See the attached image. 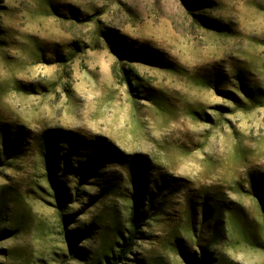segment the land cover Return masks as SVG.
<instances>
[{"label": "rangeland", "instance_id": "374dc122", "mask_svg": "<svg viewBox=\"0 0 264 264\" xmlns=\"http://www.w3.org/2000/svg\"><path fill=\"white\" fill-rule=\"evenodd\" d=\"M0 264H264V0H0Z\"/></svg>", "mask_w": 264, "mask_h": 264}, {"label": "trees", "instance_id": "16d2710c", "mask_svg": "<svg viewBox=\"0 0 264 264\" xmlns=\"http://www.w3.org/2000/svg\"><path fill=\"white\" fill-rule=\"evenodd\" d=\"M123 73L126 71L123 69ZM123 78L127 81L128 76L123 74ZM40 140L39 146L41 153L44 157V168L46 171L47 180L54 191L55 197L58 199L60 206H63V199L61 196V191L59 190V183L57 180V171L55 167L56 160V148H58L57 141L54 139L52 132L45 133ZM87 155V160L80 168V185L85 184V180L91 177L96 166L102 162V157L97 153V149L94 143L89 146V151ZM60 208V207H59ZM150 210L142 213L140 211V201L135 199L131 206L130 217H129V229L128 235L119 250L118 255L115 259L117 262L121 263L126 260L127 256L132 252V249L136 246L140 236L142 234L143 228L146 226L147 221L150 219Z\"/></svg>", "mask_w": 264, "mask_h": 264}]
</instances>
